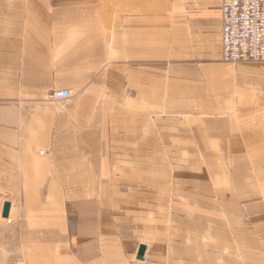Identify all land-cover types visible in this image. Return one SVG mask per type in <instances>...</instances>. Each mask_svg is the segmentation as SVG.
<instances>
[{"label":"crops","instance_id":"0c3cea01","mask_svg":"<svg viewBox=\"0 0 264 264\" xmlns=\"http://www.w3.org/2000/svg\"><path fill=\"white\" fill-rule=\"evenodd\" d=\"M115 1L0 0V264H264V64L223 0Z\"/></svg>","mask_w":264,"mask_h":264},{"label":"built area","instance_id":"2783aa9c","mask_svg":"<svg viewBox=\"0 0 264 264\" xmlns=\"http://www.w3.org/2000/svg\"><path fill=\"white\" fill-rule=\"evenodd\" d=\"M221 23L223 59L233 64L264 63V0H223ZM72 98L70 90L50 96L60 104H68Z\"/></svg>","mask_w":264,"mask_h":264},{"label":"rangeland","instance_id":"374dc122","mask_svg":"<svg viewBox=\"0 0 264 264\" xmlns=\"http://www.w3.org/2000/svg\"><path fill=\"white\" fill-rule=\"evenodd\" d=\"M132 2H133V0H131ZM147 4H157V3H161V2H165V0H144ZM167 1V0H166ZM116 3H120V4H122L123 3V0H116L115 1ZM168 2V1H167ZM166 2V3H167ZM250 64H252V63H250ZM261 64H264V63H261ZM230 65H232V66H238L239 64H230ZM71 92H72V95H73V98H72V101L70 102V103H68V104H60V103H55V102H53L51 99H50V96H51V94L53 93V92H50L47 96H46V100L48 101V102H50L51 104H54V105H58V106H62V107H70V108H73V106H74V102H75V99H76V97H77V95H76V93L74 92V91H72V90H70ZM2 224H4V225H2ZM12 223L11 222H7V221H5L4 219H1L0 218V237H2V236H4V238H6V239H8V240H10L11 239V237H13V240H15L16 239V234H11L10 232H6V231H4V230H11V229H9V227H11L12 225H11ZM135 262H137V261H135ZM148 262H149V260L147 259L146 261H144V262H137L138 264H148Z\"/></svg>","mask_w":264,"mask_h":264},{"label":"water","instance_id":"95a60500","mask_svg":"<svg viewBox=\"0 0 264 264\" xmlns=\"http://www.w3.org/2000/svg\"><path fill=\"white\" fill-rule=\"evenodd\" d=\"M9 209H10V204L6 203L4 205V211H3V218L8 217V213H9ZM143 254H144V248L142 247L140 252H139V259H143Z\"/></svg>","mask_w":264,"mask_h":264},{"label":"bare ground","instance_id":"6f19581e","mask_svg":"<svg viewBox=\"0 0 264 264\" xmlns=\"http://www.w3.org/2000/svg\"><path fill=\"white\" fill-rule=\"evenodd\" d=\"M223 5V4H222ZM222 24V23H221ZM222 58H223V56H222ZM225 59H223V61H224ZM225 63H227V64H233V63H228V61H224ZM241 63H244V62H241ZM238 64H240V63H238ZM10 210V209H9ZM8 215H9V213H8ZM8 217H6L5 219H7ZM144 248V247H143ZM145 249L146 248H144V251H145ZM142 260H144V259H139V261H142Z\"/></svg>","mask_w":264,"mask_h":264}]
</instances>
